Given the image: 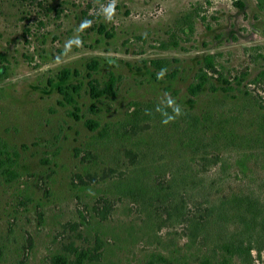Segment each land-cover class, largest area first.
<instances>
[{"label": "rangeland", "instance_id": "obj_1", "mask_svg": "<svg viewBox=\"0 0 264 264\" xmlns=\"http://www.w3.org/2000/svg\"><path fill=\"white\" fill-rule=\"evenodd\" d=\"M109 3L0 0V148L20 152L0 174V264H264V0H116L110 22ZM209 54L233 90L191 102ZM168 95L183 114L164 125Z\"/></svg>", "mask_w": 264, "mask_h": 264}, {"label": "trees", "instance_id": "obj_2", "mask_svg": "<svg viewBox=\"0 0 264 264\" xmlns=\"http://www.w3.org/2000/svg\"><path fill=\"white\" fill-rule=\"evenodd\" d=\"M98 63L94 62L92 64V69L97 70ZM213 74L220 75V80L224 83V87L216 86L211 79L213 78ZM79 75L78 70H72L71 68H64L60 71L58 78L61 81H66L70 77H74ZM223 74L218 70L216 57L213 54H209L205 57L203 66L199 69L198 73L195 76V80L189 85L188 93L192 98H190L191 102H194L195 97H197L205 87H209L212 91L222 90L224 92H229L233 90L232 84L226 78H222ZM116 84L117 77L114 75H110L109 79L102 86L100 81L97 79H91L88 83L89 92L93 99H100V97L104 95H114L116 93ZM82 89V85L69 83L63 84L59 87V93L62 96V99L59 101L61 105H70L74 108V111L71 114L75 118H80L79 111L80 107L78 104L77 97ZM93 108L95 106H92ZM198 123L199 120L196 119ZM86 125L91 130H96L99 127V123L93 119H87ZM20 152L14 148L9 149L8 146H3L0 148V174L4 177V179L8 182L15 180L19 176L18 172V162H19ZM243 247V244H227L225 248L229 252L237 253ZM235 248V251L234 249ZM81 256V254L79 253ZM157 260H163L169 262L168 258H165L162 255H158L155 259H151L148 264H155ZM55 264H67L68 259L64 255L56 254L53 258Z\"/></svg>", "mask_w": 264, "mask_h": 264}, {"label": "clouds", "instance_id": "obj_3", "mask_svg": "<svg viewBox=\"0 0 264 264\" xmlns=\"http://www.w3.org/2000/svg\"><path fill=\"white\" fill-rule=\"evenodd\" d=\"M115 6H116V0H110V3L106 7L101 6L102 12H103V15L106 21L110 22L113 19L115 15ZM91 23L92 22L89 20L82 21L78 31L91 26ZM72 43H76L77 45H79L80 41L78 38L75 40H70L69 42H67L66 47H69ZM163 73H164V70L162 69L161 73L158 74V78H161ZM166 107L172 109V114H169L167 111L159 107L156 109L157 112H161L163 117H166L165 119H162L161 121V123L164 125L174 122L175 119H177L179 116L183 114L180 105L170 95L167 96ZM146 114L150 115L151 113L148 112Z\"/></svg>", "mask_w": 264, "mask_h": 264}]
</instances>
